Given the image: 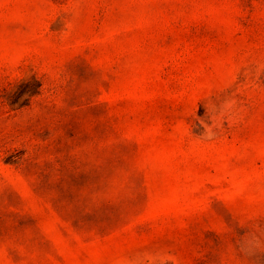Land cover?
<instances>
[{
    "label": "rangeland",
    "instance_id": "374dc122",
    "mask_svg": "<svg viewBox=\"0 0 264 264\" xmlns=\"http://www.w3.org/2000/svg\"><path fill=\"white\" fill-rule=\"evenodd\" d=\"M0 264H264V0H0Z\"/></svg>",
    "mask_w": 264,
    "mask_h": 264
}]
</instances>
